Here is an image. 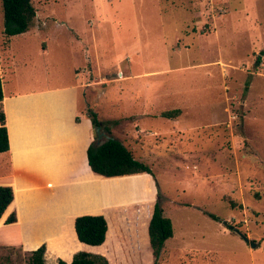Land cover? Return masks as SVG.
<instances>
[{
	"label": "rangeland",
	"instance_id": "374dc122",
	"mask_svg": "<svg viewBox=\"0 0 264 264\" xmlns=\"http://www.w3.org/2000/svg\"><path fill=\"white\" fill-rule=\"evenodd\" d=\"M34 4L30 29L8 37L0 0L5 95L74 84L77 117L95 110L111 129L101 128V141L121 139L153 170L114 179L82 174L73 192L107 214V241L91 246L65 231L45 243L46 263L88 251L111 264H154L147 225L159 202L174 236L157 264H264V0ZM176 108L177 117L161 116ZM20 229L0 223V264H27L26 252L42 242L22 244Z\"/></svg>",
	"mask_w": 264,
	"mask_h": 264
},
{
	"label": "crops",
	"instance_id": "0c3cea01",
	"mask_svg": "<svg viewBox=\"0 0 264 264\" xmlns=\"http://www.w3.org/2000/svg\"><path fill=\"white\" fill-rule=\"evenodd\" d=\"M73 85L4 93L0 105L6 116L10 142L9 150L0 152V185H10L13 191L18 189L19 204L13 202L6 216L12 210L16 212L17 221L11 225L21 224L24 245L36 238H42L40 245L48 243L62 237L65 231L76 234L75 220L80 215L97 213L108 218L98 208L95 212L89 209L82 196L73 192L80 183H85L82 174H93L87 158L93 124L86 114L77 122L78 97ZM33 102L41 105L34 112L30 108ZM61 172L70 173L68 180L30 183L54 179Z\"/></svg>",
	"mask_w": 264,
	"mask_h": 264
},
{
	"label": "trees",
	"instance_id": "16d2710c",
	"mask_svg": "<svg viewBox=\"0 0 264 264\" xmlns=\"http://www.w3.org/2000/svg\"><path fill=\"white\" fill-rule=\"evenodd\" d=\"M1 2L5 19L3 33L11 37L28 31L37 15L34 0H1ZM261 62V56H258L255 66H259ZM249 85L250 82L247 83L246 90H248ZM3 99V81L0 77V105ZM180 114L181 110L176 108L162 112L161 116L174 118ZM86 115L91 119L95 130L101 125L105 130L111 131L92 108H87ZM76 120L79 122V117ZM9 148L6 116L2 106H0V152H6ZM87 158L92 173L103 179L152 174L153 172L148 163L137 158L135 151L115 136H111L100 145L97 144V137L93 138L87 150ZM13 202L19 204L18 189L13 191L10 185H0V223L11 224L17 221L14 210L6 216ZM209 215L214 219L218 218L214 213H209ZM147 228L149 242L156 260L154 264H157L166 241L174 236L173 222L164 214V209L159 202L154 207ZM108 229L109 223L103 214L80 215L75 220L77 238L80 242L91 246L103 245L107 240ZM40 244L37 246L38 248L26 252L27 264H47L45 259L46 244ZM55 264H111V261L101 254L80 251L74 254L71 261L59 258Z\"/></svg>",
	"mask_w": 264,
	"mask_h": 264
},
{
	"label": "water",
	"instance_id": "95a60500",
	"mask_svg": "<svg viewBox=\"0 0 264 264\" xmlns=\"http://www.w3.org/2000/svg\"><path fill=\"white\" fill-rule=\"evenodd\" d=\"M101 128L102 126L99 125L98 127H96V132H97V144L100 145L102 143L101 139L104 135V133L101 132ZM232 228V227H231ZM236 232L247 242L249 243L252 247L256 246V243L254 241H252L246 234H244L243 232H241L240 230L236 229Z\"/></svg>",
	"mask_w": 264,
	"mask_h": 264
}]
</instances>
